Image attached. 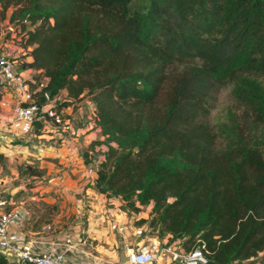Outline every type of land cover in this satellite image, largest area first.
<instances>
[{
	"label": "trees",
	"instance_id": "obj_1",
	"mask_svg": "<svg viewBox=\"0 0 264 264\" xmlns=\"http://www.w3.org/2000/svg\"><path fill=\"white\" fill-rule=\"evenodd\" d=\"M131 2L0 0V19L12 9L50 100L90 99L99 194L150 208L141 225L185 251L201 240L209 264H264V135L238 126L221 142L208 123L227 83L250 124L264 123V89L250 81L264 76V0H149L132 14Z\"/></svg>",
	"mask_w": 264,
	"mask_h": 264
},
{
	"label": "crops",
	"instance_id": "obj_2",
	"mask_svg": "<svg viewBox=\"0 0 264 264\" xmlns=\"http://www.w3.org/2000/svg\"><path fill=\"white\" fill-rule=\"evenodd\" d=\"M8 39L0 42V51L18 56L25 48L23 38L16 33ZM25 49L30 53L32 48ZM28 53L19 72L33 90L31 80L39 82L44 76L42 70L31 68ZM19 101L15 88L0 90V198L11 196L23 203V227L7 229L13 244L31 253L61 254L64 264H130L137 245L170 243V236H135L138 228L145 231L147 223L141 221L151 219L150 208L126 212L121 200L96 191L104 138L88 97L74 101L62 91L49 101L50 106L67 103L59 110L72 123L70 133L54 128L37 132L15 122L12 108ZM172 261L171 255L158 253L154 264H176Z\"/></svg>",
	"mask_w": 264,
	"mask_h": 264
},
{
	"label": "built area",
	"instance_id": "obj_3",
	"mask_svg": "<svg viewBox=\"0 0 264 264\" xmlns=\"http://www.w3.org/2000/svg\"><path fill=\"white\" fill-rule=\"evenodd\" d=\"M15 25L12 27L14 28ZM16 29V27H15ZM14 30V29H13ZM16 33L20 38H24L25 32L16 29ZM29 49L23 48L18 53L5 55L0 51V90L13 89L20 95V101L12 108V117L15 122H22L30 127H34L36 123L40 125V129L48 130L49 128L61 129V131L70 133L72 123L70 119L56 109V106H50L49 97L43 91L47 83V78L36 82L31 80L35 89H31L27 81L19 72L20 67L24 64L26 54ZM41 97L44 101H40ZM4 105V104H3ZM6 106V104H5ZM22 202H16L14 198H0V254L7 257L9 261H16L17 264H64L63 256L58 253H31L29 250L17 247L9 238L7 229L15 227L21 229L23 227V216L21 214ZM148 232V233H147ZM150 235V228L146 226L145 231L141 228L135 230L136 237ZM176 245L173 246V243ZM178 243V244H177ZM147 245L139 247L137 245L134 253L128 258L130 264H154L157 254L165 253L172 256L176 264H209L205 244L201 240H196L195 244L185 251L180 240L171 241L166 246Z\"/></svg>",
	"mask_w": 264,
	"mask_h": 264
},
{
	"label": "rangeland",
	"instance_id": "obj_4",
	"mask_svg": "<svg viewBox=\"0 0 264 264\" xmlns=\"http://www.w3.org/2000/svg\"><path fill=\"white\" fill-rule=\"evenodd\" d=\"M149 0H132L129 5V11L133 12L140 11L148 5ZM12 13V9H8L4 19H0V34L2 38L0 42L4 43L9 40L11 34H16L15 26L10 23L9 17ZM15 29V30H13ZM17 36V35H16ZM217 34H215V37ZM250 81L256 86L264 89V76L252 77ZM233 84H224L216 95L212 98L210 102V110L208 115V123L210 127L218 135L221 142L225 141V137L229 136L236 127L241 126V131H244L245 135L249 137L248 134L255 133L257 135H264V123L253 127L250 123L253 122L254 125L259 124L254 122V116L250 107L243 106L241 103L236 102L232 98ZM233 134V133H232ZM30 185V184H29ZM18 191L14 189L16 194Z\"/></svg>",
	"mask_w": 264,
	"mask_h": 264
},
{
	"label": "water",
	"instance_id": "obj_5",
	"mask_svg": "<svg viewBox=\"0 0 264 264\" xmlns=\"http://www.w3.org/2000/svg\"><path fill=\"white\" fill-rule=\"evenodd\" d=\"M50 93H47V97H49ZM159 252H161V247H159Z\"/></svg>",
	"mask_w": 264,
	"mask_h": 264
}]
</instances>
